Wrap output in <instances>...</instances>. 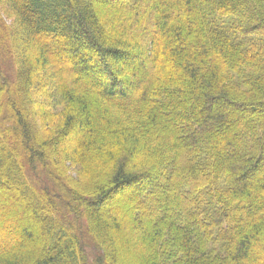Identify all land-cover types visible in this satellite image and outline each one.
Masks as SVG:
<instances>
[{
  "label": "trees",
  "instance_id": "1",
  "mask_svg": "<svg viewBox=\"0 0 264 264\" xmlns=\"http://www.w3.org/2000/svg\"><path fill=\"white\" fill-rule=\"evenodd\" d=\"M0 264H264V0H0Z\"/></svg>",
  "mask_w": 264,
  "mask_h": 264
},
{
  "label": "rangeland",
  "instance_id": "2",
  "mask_svg": "<svg viewBox=\"0 0 264 264\" xmlns=\"http://www.w3.org/2000/svg\"><path fill=\"white\" fill-rule=\"evenodd\" d=\"M123 69V68H122ZM92 250H93V248H89V252H90V255H92L91 253H92Z\"/></svg>",
  "mask_w": 264,
  "mask_h": 264
}]
</instances>
